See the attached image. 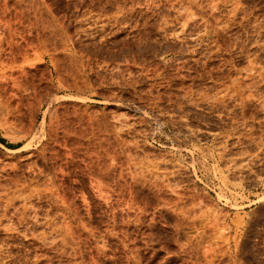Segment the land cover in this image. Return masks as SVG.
I'll return each mask as SVG.
<instances>
[{"label": "rangeland", "instance_id": "374dc122", "mask_svg": "<svg viewBox=\"0 0 264 264\" xmlns=\"http://www.w3.org/2000/svg\"><path fill=\"white\" fill-rule=\"evenodd\" d=\"M0 138V264H264V0H0Z\"/></svg>", "mask_w": 264, "mask_h": 264}, {"label": "trees", "instance_id": "16d2710c", "mask_svg": "<svg viewBox=\"0 0 264 264\" xmlns=\"http://www.w3.org/2000/svg\"><path fill=\"white\" fill-rule=\"evenodd\" d=\"M0 142H2V143H6L5 140H3V139H1V138H0Z\"/></svg>", "mask_w": 264, "mask_h": 264}, {"label": "bare ground", "instance_id": "6f19581e", "mask_svg": "<svg viewBox=\"0 0 264 264\" xmlns=\"http://www.w3.org/2000/svg\"><path fill=\"white\" fill-rule=\"evenodd\" d=\"M183 203V202H182ZM189 206V205H188ZM180 210V209H179ZM191 210H193V209H191ZM191 213V212H190ZM193 213V212H192ZM241 224V223H240ZM181 227V226H180ZM217 263V262H216Z\"/></svg>", "mask_w": 264, "mask_h": 264}]
</instances>
